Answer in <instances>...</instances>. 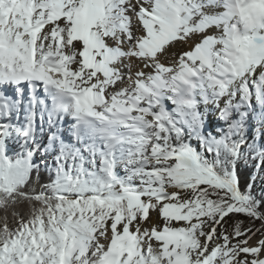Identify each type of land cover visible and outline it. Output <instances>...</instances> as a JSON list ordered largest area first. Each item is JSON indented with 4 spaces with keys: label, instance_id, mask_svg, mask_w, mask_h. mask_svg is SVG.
<instances>
[{
    "label": "snow or ice",
    "instance_id": "obj_1",
    "mask_svg": "<svg viewBox=\"0 0 264 264\" xmlns=\"http://www.w3.org/2000/svg\"><path fill=\"white\" fill-rule=\"evenodd\" d=\"M0 264H264V0H0Z\"/></svg>",
    "mask_w": 264,
    "mask_h": 264
},
{
    "label": "trees",
    "instance_id": "obj_2",
    "mask_svg": "<svg viewBox=\"0 0 264 264\" xmlns=\"http://www.w3.org/2000/svg\"><path fill=\"white\" fill-rule=\"evenodd\" d=\"M259 183H260V180L258 179V180H257V185H259Z\"/></svg>",
    "mask_w": 264,
    "mask_h": 264
}]
</instances>
